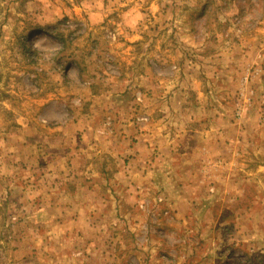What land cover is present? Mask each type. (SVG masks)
Returning a JSON list of instances; mask_svg holds the SVG:
<instances>
[{"label":"rangeland","instance_id":"rangeland-1","mask_svg":"<svg viewBox=\"0 0 264 264\" xmlns=\"http://www.w3.org/2000/svg\"><path fill=\"white\" fill-rule=\"evenodd\" d=\"M0 264H264V0H0Z\"/></svg>","mask_w":264,"mask_h":264},{"label":"crops","instance_id":"crops-1","mask_svg":"<svg viewBox=\"0 0 264 264\" xmlns=\"http://www.w3.org/2000/svg\"><path fill=\"white\" fill-rule=\"evenodd\" d=\"M209 128V127H208ZM207 128V129H208ZM210 129V128H209ZM196 131V130H195ZM211 131V130H210ZM147 136V135H146ZM151 137L150 138H147V139H145V140H149V143L148 144H143L142 143V145L144 146V148H145V151L146 152H149V151H153V149H155V148H157V142H158V140H160V141H162V139H161V137H162V135L161 136H157V140L155 141V131H153V134L152 135H150ZM199 140V137H197V139L195 140L196 141V143H198L197 141ZM211 144V143H210ZM209 144V145H210ZM137 146L139 147V143L138 144H135V150H136V148H137ZM141 152H143L140 148H138ZM191 154V153H190ZM186 158H188V156H186Z\"/></svg>","mask_w":264,"mask_h":264}]
</instances>
